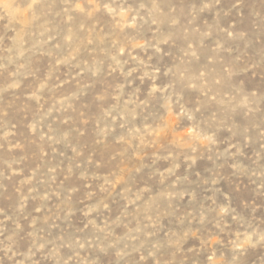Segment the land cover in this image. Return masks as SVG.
Returning a JSON list of instances; mask_svg holds the SVG:
<instances>
[{
  "label": "rangeland",
  "instance_id": "obj_1",
  "mask_svg": "<svg viewBox=\"0 0 264 264\" xmlns=\"http://www.w3.org/2000/svg\"><path fill=\"white\" fill-rule=\"evenodd\" d=\"M0 264H264V0H0Z\"/></svg>",
  "mask_w": 264,
  "mask_h": 264
}]
</instances>
